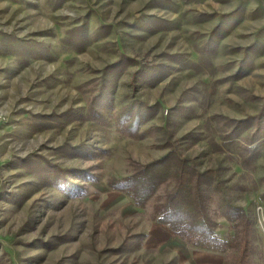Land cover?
Masks as SVG:
<instances>
[{
  "label": "rangeland",
  "instance_id": "obj_1",
  "mask_svg": "<svg viewBox=\"0 0 264 264\" xmlns=\"http://www.w3.org/2000/svg\"><path fill=\"white\" fill-rule=\"evenodd\" d=\"M171 144L264 264V0H0V264H232L156 220L171 176L142 206L107 184Z\"/></svg>",
  "mask_w": 264,
  "mask_h": 264
},
{
  "label": "trees",
  "instance_id": "obj_2",
  "mask_svg": "<svg viewBox=\"0 0 264 264\" xmlns=\"http://www.w3.org/2000/svg\"><path fill=\"white\" fill-rule=\"evenodd\" d=\"M135 103L149 114L151 106L141 99ZM147 108V109H146ZM240 122L234 124L233 132L237 137ZM258 140V138H256ZM253 137L248 143L256 140ZM171 176V186L165 197L157 205L156 220L164 222L175 233L193 245L217 251L235 248L232 264H253L251 261L252 230L254 219L249 212L233 203L223 194V185L218 170L213 167L200 169L195 161L185 156L176 146L170 145L167 151L157 159L141 165L127 176L112 178L107 184L128 194L135 204L142 206L147 195L157 189L161 182ZM216 195L222 204L221 213L234 227L235 233L222 239L216 233L217 222L208 214V204Z\"/></svg>",
  "mask_w": 264,
  "mask_h": 264
}]
</instances>
